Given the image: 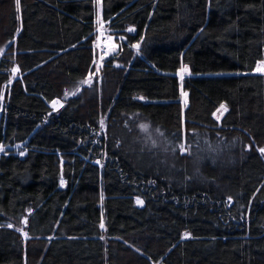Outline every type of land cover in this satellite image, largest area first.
I'll list each match as a JSON object with an SVG mask.
<instances>
[{
  "label": "trees",
  "instance_id": "trees-1",
  "mask_svg": "<svg viewBox=\"0 0 264 264\" xmlns=\"http://www.w3.org/2000/svg\"><path fill=\"white\" fill-rule=\"evenodd\" d=\"M19 3L0 0V264H264V0ZM98 17L116 56L54 111Z\"/></svg>",
  "mask_w": 264,
  "mask_h": 264
},
{
  "label": "rangeland",
  "instance_id": "rangeland-1",
  "mask_svg": "<svg viewBox=\"0 0 264 264\" xmlns=\"http://www.w3.org/2000/svg\"><path fill=\"white\" fill-rule=\"evenodd\" d=\"M105 30L106 29L103 27V31H101V26L98 25L97 31L99 33L100 39H101V34H103L105 36L106 40L104 42H100L99 37H98V41H97V44H96V56H95V62H94V67H93L92 74L86 80L80 82L75 87L70 88L69 90H67L64 93L61 102H59V103L57 102L55 104V107L53 106V104L51 105L52 110H54V111L57 110L60 106H62L64 104V102L66 100L81 94V92H84V91L88 90L89 88L90 89L92 88L91 90H94V88H93L94 86H96V87L100 86L101 80H102L101 69L103 68V66L105 65L107 60H109L110 58L116 56V53L118 51V46L114 42L113 38H111V44L115 45V48L110 47V45H109V38L110 37L108 36V34H106ZM261 62H264V60L261 61ZM257 66H258V63L256 65V67H255V70H254L253 74L264 76V73L256 71ZM181 68H182V66L180 67V70L178 72V78L180 80V88H181L180 102H181L182 108H185L186 104H187V95L186 96L182 95V93H184L182 91V83H183V81L186 78L190 77V72H189V70H187L186 72H184L182 74L183 78H181ZM17 77H18L17 71L14 72L12 70L10 82L12 80H14L15 78H17ZM224 112H225L224 110H220L219 112L216 113V117L218 116L219 119H221V117L224 114ZM102 121H103V125L104 126L102 127L101 131H105L104 130L105 118H103ZM142 126H144V127H142ZM134 130H135V132L138 131V134L141 135L140 136L142 138V139H140L141 146L145 145L144 143H146L151 148H153L155 146H158L160 148H164L165 147V142L163 141L162 136L159 134V132L153 130V128L149 124L144 123V122H140V123H138L135 126ZM138 134H136V135H138ZM182 136L184 138H186V132L185 133L183 132ZM182 144L185 147V151H184L183 154H188L190 149H188V146L186 145V141L184 140L182 142ZM14 149H15L16 152H19V153L21 151H23L22 147H16ZM3 151H4V149L2 151H0V154H2ZM180 153H181V151H180Z\"/></svg>",
  "mask_w": 264,
  "mask_h": 264
},
{
  "label": "snow or ice",
  "instance_id": "snow-or-ice-1",
  "mask_svg": "<svg viewBox=\"0 0 264 264\" xmlns=\"http://www.w3.org/2000/svg\"><path fill=\"white\" fill-rule=\"evenodd\" d=\"M16 11H17V12L20 11V3H19V0H16ZM18 19H19V17H18ZM97 23H98V25L101 26V31H103V22L99 19V17H98V19H97ZM18 31H19V29H18ZM128 31L131 32V31H134V29H133V28H129ZM121 39H123V37H121ZM109 45H110V47L115 48V45L111 44V38H109ZM132 47H134V48H136V49L138 50V49H139V44L132 45ZM13 71L15 72V71H17V70H16V69H13ZM186 71H187V67H186V66H182V68H181V78H183L182 74H183L184 72H186ZM256 71L261 72V73H264V62H258V66H257V68H256ZM85 83H86V82H85ZM182 95H185V96H186L187 94H186V93H182ZM56 103H57L56 101L53 102V106H54V107H55V104H56ZM220 110H224V111H226V110H227V109H226V106H225L224 104H221V105H220V109H218V111H220ZM213 115L216 116V113H214ZM217 119H219L218 116H217ZM103 126H104V125H103V121H101V127H103ZM142 127H144V126H142ZM178 147H179L181 153L183 154L184 151H185V147H184V145H183V144H180V145H178ZM2 150H3V149L0 148V151H2ZM259 151H260L262 154H264V148H260ZM20 154L23 155L24 153L21 152ZM62 183H63V181H62ZM137 203H142V202L138 200ZM8 227H12V225H8ZM100 227H101V228H104L103 221L101 222ZM23 234L25 235V237H27V233H23Z\"/></svg>",
  "mask_w": 264,
  "mask_h": 264
},
{
  "label": "built area",
  "instance_id": "built-area-1",
  "mask_svg": "<svg viewBox=\"0 0 264 264\" xmlns=\"http://www.w3.org/2000/svg\"><path fill=\"white\" fill-rule=\"evenodd\" d=\"M98 37H99L100 42H104L106 40V38L103 34H101V39H100V36H98Z\"/></svg>",
  "mask_w": 264,
  "mask_h": 264
}]
</instances>
